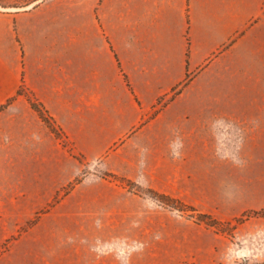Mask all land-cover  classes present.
I'll use <instances>...</instances> for the list:
<instances>
[{
    "label": "rangeland",
    "instance_id": "rangeland-1",
    "mask_svg": "<svg viewBox=\"0 0 264 264\" xmlns=\"http://www.w3.org/2000/svg\"><path fill=\"white\" fill-rule=\"evenodd\" d=\"M0 14L76 38L84 60L87 0H0ZM26 101L0 107V264H264V128L163 118L75 143Z\"/></svg>",
    "mask_w": 264,
    "mask_h": 264
},
{
    "label": "crops",
    "instance_id": "crops-1",
    "mask_svg": "<svg viewBox=\"0 0 264 264\" xmlns=\"http://www.w3.org/2000/svg\"><path fill=\"white\" fill-rule=\"evenodd\" d=\"M87 12L82 61L76 38L0 14V107L31 98L75 143H113L163 118L264 128V0H87Z\"/></svg>",
    "mask_w": 264,
    "mask_h": 264
}]
</instances>
